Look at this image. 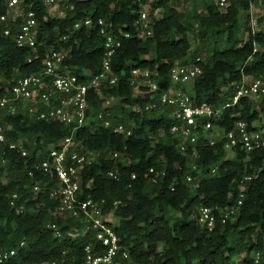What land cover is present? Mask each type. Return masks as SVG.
<instances>
[{
	"label": "trees",
	"instance_id": "1",
	"mask_svg": "<svg viewBox=\"0 0 264 264\" xmlns=\"http://www.w3.org/2000/svg\"><path fill=\"white\" fill-rule=\"evenodd\" d=\"M146 2L65 0L64 15L53 17L42 0H25V8L36 15L37 48L17 47L0 27V78L10 82L40 72L45 53L55 49L64 53L63 65L79 82L89 80L101 70L104 39L95 24L77 29L74 24L86 17L108 18L115 29L134 33L140 5ZM190 2L193 8L188 14L174 0H152L149 15L153 17L156 8L161 10L160 16L153 18L152 35L122 39L111 58L116 84L101 85V97L93 89L88 92V113L104 110L111 113L114 122L134 121L131 135L122 136L98 125L73 130L63 123L32 121L18 113L5 118L12 128L5 132L7 142L0 143V250L16 252L2 264L71 259L94 242L92 232L74 236L75 229L81 227L79 219L51 214L58 204L48 195L55 177L36 168L47 156L48 144L70 134L80 149L98 152L95 162L83 169L81 195L104 200V211L113 210L117 219L114 229L128 250L129 264H253L250 253L264 249V148L245 153L237 146L235 154L227 157L223 139L212 145L199 140L194 157L192 150L184 153L177 148L176 138L169 131L174 120L167 109L137 113L130 108L143 107L148 99L147 95L134 96L128 81L130 71L148 69L158 91L167 89L171 67L191 50L189 31L196 30L208 45L204 60L197 53L181 62L190 64L200 59L201 73L181 85L195 103L219 105L244 76L264 75V30L251 29L250 14L243 29L239 24L241 11L249 12L250 0H232L225 11L211 0ZM6 3L0 0V14L5 13ZM199 8L205 13L198 14ZM110 98L118 103L104 107ZM237 120H244L250 129L263 120L264 127V96L259 100L241 98L213 123L229 130ZM19 137L26 138V156L8 149L7 143ZM114 152L117 157H112ZM191 162L196 169L191 168ZM215 165L217 174L211 175ZM189 174L194 178L190 182L186 181ZM244 176L251 179L244 180ZM35 183L45 185L37 194L32 191ZM242 187L243 197L234 215L221 222L214 210L217 220L211 230L199 223L200 206L215 209L237 205ZM12 193L18 194L14 205L10 204ZM48 222L56 223L61 238L45 227Z\"/></svg>",
	"mask_w": 264,
	"mask_h": 264
},
{
	"label": "built area",
	"instance_id": "2",
	"mask_svg": "<svg viewBox=\"0 0 264 264\" xmlns=\"http://www.w3.org/2000/svg\"><path fill=\"white\" fill-rule=\"evenodd\" d=\"M24 1L7 0L5 13L0 14V27H2L3 35L12 36L17 47L35 51L38 44L36 15L34 10L25 8ZM42 1L51 15L50 12L59 9L61 0ZM151 1L147 0L146 4L140 5L134 33L125 31L121 27L115 29L108 18L93 20L86 17L74 24L75 29L95 24L104 39L101 70L89 80L79 82L77 75L63 65L64 53L55 49H49L45 53L41 60L40 72L18 77L10 82L0 78V143L7 142L5 132L12 128L5 118L17 113L32 121L63 123L72 126L73 130L84 125H90L93 128L98 125L122 136L131 135L135 126L134 121L114 122L111 113L104 110L94 114L88 113V92L93 89L101 97V85L116 84L117 76L111 70V58L121 46L122 39L132 35L138 38L152 35L153 18H158L161 10L156 8L151 17L149 15ZM211 1L220 11H225L232 2V0ZM250 1L252 3L249 11L255 4H261L264 0ZM202 13L205 11L202 10ZM251 23L252 27L251 25L250 27L254 30L255 22ZM199 60L197 57L196 62L190 64L175 62L169 71V87L160 92L158 84L152 78L153 73L148 69H132L128 81L134 87V96L144 98L147 95L148 99L143 107L133 105L130 107L131 110L140 113L167 109L169 117L174 120L169 131L176 138L177 148L184 153L192 150L194 157L197 155L195 145L199 140L204 145H212L218 139H223V148L227 157L235 154L237 146L245 153L264 148L262 124L256 126L255 123L253 126L256 128L250 129L244 120H237L231 129L225 130L222 126L213 123L222 111L237 105L241 98L253 100L262 98L264 75L244 76L241 81L234 84L232 95L219 105L214 106L207 102L195 103L191 95L182 90L181 85L192 81L201 73V67L197 64ZM28 61L30 62L31 58H28ZM140 87L145 89L142 90ZM24 141L25 139L21 137L15 141H9L8 149L16 150L26 156L27 149L24 147ZM81 147L72 134L67 135L57 142L48 144L47 156L36 165V168L50 177H55V183L48 190V195L49 198L57 200L58 204L51 214L54 217L79 219L81 227L80 230L75 229L74 236L92 232L95 240L82 248L79 257L71 259L62 257L32 264H129L128 250L121 244V239L114 229L113 210L104 211V200H94L81 195L83 169L94 163L98 155L96 151L80 149ZM117 156V152L112 153V157ZM191 168H197L195 162H191ZM28 174L33 175L32 171ZM210 174H217L216 165L210 169ZM109 175L114 174L110 172ZM193 179L190 174L186 176L188 182ZM243 179L249 180L251 176H244ZM43 186L35 183L32 191L37 194L42 191ZM240 190L237 205L215 209L200 206L197 216L199 223L211 230L217 220L214 210L217 211L221 222H225L234 215L243 197V187ZM17 198L18 194L12 193L10 204L14 205ZM45 227L52 229L55 237H62V232L55 222H48ZM23 244V242L20 243V245ZM15 252V249L0 250V264L8 261ZM249 256L253 264H264V249L254 250Z\"/></svg>",
	"mask_w": 264,
	"mask_h": 264
},
{
	"label": "rangeland",
	"instance_id": "3",
	"mask_svg": "<svg viewBox=\"0 0 264 264\" xmlns=\"http://www.w3.org/2000/svg\"><path fill=\"white\" fill-rule=\"evenodd\" d=\"M175 1V5L177 7H181V5L185 8L186 12L188 14L191 13V9L193 8V2H190V0H174ZM64 8H65V0H61L60 1V6L59 9L55 12H50L51 16L53 17H62L64 15ZM199 10V11H198ZM197 10L198 14H202V9L199 8ZM247 14H250V19L251 21L249 22V25H251L252 27V21L255 22L254 30H264V4H255L253 6V8L250 9V11H241L240 15H239V24L241 25L242 29L245 26V21H246V16ZM258 19V23L256 22V20ZM188 38L190 41V45H191V50L190 52L187 53V55L185 57H183L181 59V62H185L187 60H189L191 58V56H195L197 53H199L201 55V58L204 60L205 55H206V50L208 49V45H206L207 43L205 41H201L199 35L197 34V31H189L188 32ZM118 102L115 101L114 99H108L106 100V102L104 103L105 107H111L115 104H117ZM258 124V125H257ZM259 124H263V120L258 121V123H256V126H259ZM23 140L26 139L25 137H21ZM113 222L114 224H117V219L115 216H113Z\"/></svg>",
	"mask_w": 264,
	"mask_h": 264
}]
</instances>
